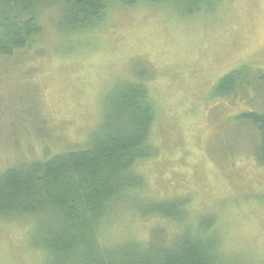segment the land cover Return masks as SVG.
Masks as SVG:
<instances>
[{"label": "rangeland", "instance_id": "1", "mask_svg": "<svg viewBox=\"0 0 264 264\" xmlns=\"http://www.w3.org/2000/svg\"><path fill=\"white\" fill-rule=\"evenodd\" d=\"M46 10L32 46L0 61V169L86 143L111 90L149 75L159 155L138 166L145 195L189 198L194 218L217 215L233 258L264 264V164L254 130L237 122L261 103L244 88L213 96L230 72L264 71V0H220L212 12L190 15L170 2L117 4L79 32L59 29ZM154 222L127 213L107 236L142 240ZM32 233L28 219L0 220V264H44Z\"/></svg>", "mask_w": 264, "mask_h": 264}, {"label": "trees", "instance_id": "2", "mask_svg": "<svg viewBox=\"0 0 264 264\" xmlns=\"http://www.w3.org/2000/svg\"><path fill=\"white\" fill-rule=\"evenodd\" d=\"M142 2H170L189 15L220 5V0H0V61L32 46L49 6L59 29L79 32L103 23L114 5ZM149 82L150 76L140 73L112 89L85 144L69 143L44 158L0 169V220L31 221L32 245L44 254V264H259L226 251L216 214L194 218L187 197L145 195L138 166L159 155L152 141L156 106ZM241 88L261 103L237 122L254 130L255 157L264 164V71L243 66L230 72L213 96L229 97ZM127 213L144 223L155 221L146 238L107 236Z\"/></svg>", "mask_w": 264, "mask_h": 264}]
</instances>
